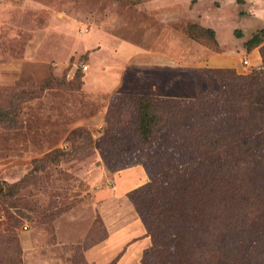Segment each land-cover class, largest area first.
I'll use <instances>...</instances> for the list:
<instances>
[{
  "label": "rangeland",
  "instance_id": "1",
  "mask_svg": "<svg viewBox=\"0 0 264 264\" xmlns=\"http://www.w3.org/2000/svg\"><path fill=\"white\" fill-rule=\"evenodd\" d=\"M195 1L0 0V264H117L126 249L125 264H264V6L261 25L246 0L217 18L233 50L189 18ZM166 23L241 66L180 72L172 87L189 90L172 97L190 111L143 144L133 95L97 82L111 45L150 46ZM204 189L227 195L213 219Z\"/></svg>",
  "mask_w": 264,
  "mask_h": 264
},
{
  "label": "crops",
  "instance_id": "2",
  "mask_svg": "<svg viewBox=\"0 0 264 264\" xmlns=\"http://www.w3.org/2000/svg\"><path fill=\"white\" fill-rule=\"evenodd\" d=\"M219 1H221V6H216L214 0H196L192 8L188 9L189 18L192 16L198 19L197 21H199L200 25L214 31V38L220 46L226 44L228 49L231 47L235 50V46L231 45L232 42L230 44L226 42L227 39H231L232 41V35L230 36L231 38L227 37V39L223 35L230 29V25H222L218 19L229 15L234 18V13H232L233 7H239L238 0H234V2L231 0L233 4L230 3V0ZM224 1L230 3L231 7L230 5L224 6ZM243 5L245 9L250 11L249 15L245 14V16L251 18L249 24L251 25L257 22L255 25H261V21H263L260 19L263 13L261 11V5L264 6V0H246V3ZM202 6L203 8H201ZM202 11L205 14L201 13ZM175 14L178 16L181 15L179 11L171 9L164 11L163 17H173V15L176 16ZM201 14L202 17L200 20L199 15ZM167 25V23L162 25L161 28L163 29H161L160 33L154 37L155 39L150 40V46L138 45L136 42L125 39H119L115 44L111 45L107 51H109V55H112L116 59V63L99 74L100 76L97 82L99 88L105 87V91L107 88H110L117 92V94H123L121 91L124 90L128 92V95L133 96H158L167 98L172 97V95H177V92L179 95L181 92L189 90L179 85H174L175 90L173 91L175 92L171 91L174 88L172 87V81L179 80L181 76L180 72L183 70L186 72L187 69H219L224 67L238 69V66H241V60L237 61L232 54H227L224 51H211L209 47L192 38L188 39V42H185L184 45L178 44V41L181 40V35L177 30L169 28ZM218 25L220 26L219 28L217 27ZM106 39L110 41V37H106ZM103 51L105 52L106 50ZM237 53L241 54V52ZM140 56H145L146 59L143 60L145 62H139L140 64L138 65L134 64V58L139 59L138 57ZM130 65L131 68L128 67ZM179 87L181 89L183 88V90L180 91ZM140 240L142 243L147 241L146 238ZM135 243L136 245L140 244L139 241ZM140 247L143 248V246ZM94 249L100 253L101 246H95ZM122 249L123 246L121 245L120 251ZM126 253L120 256L117 264H125V261H127ZM98 257L100 258V255Z\"/></svg>",
  "mask_w": 264,
  "mask_h": 264
},
{
  "label": "trees",
  "instance_id": "3",
  "mask_svg": "<svg viewBox=\"0 0 264 264\" xmlns=\"http://www.w3.org/2000/svg\"><path fill=\"white\" fill-rule=\"evenodd\" d=\"M204 29V28H203ZM206 30H208L209 32H211L212 34H214V31H212L209 28H206ZM261 31L263 32L264 29L262 28ZM260 36L259 34H254L250 40L248 41L249 43H253V45H257L260 42ZM228 70L230 68H227ZM211 70H220V69H211ZM223 70V69H222ZM226 70V69H225ZM236 77H243L242 74H236ZM231 94H233L231 92ZM134 97V105L136 108V112L138 114V121H137V126H136V130L138 132V137L141 143L146 144L148 142V140H152V138H154V135L156 133V131L159 129L158 127L162 126L161 124L163 123V121L165 122L167 120V122L169 121H175V120H181L183 118H185V112L186 111H190L189 108L185 110H182V107L184 105V100H180V99H176L174 97H158V96H133ZM231 106L229 105H225L223 108L226 111H231L232 109H230ZM184 112V113H183ZM197 124H199V122H197ZM201 127V126H200ZM204 130L200 131L198 129V127L192 128L191 130H189L190 134H188L189 136V144L191 145V147H196V141L194 138H192L191 135H195V136H203L204 138L206 136H211V133L213 131V128L211 125H208V127L205 125H203ZM191 139H193V143H191ZM208 140V139H207ZM207 142V141H206ZM210 143V142H208ZM199 144V143H198ZM200 145V144H199ZM201 145H204L203 143ZM159 159V160H158ZM157 159V166H159L160 169L164 168V163L162 161L163 158H158ZM153 162H149L147 165V168L152 165ZM149 169V168H148ZM170 176V175H167ZM166 177V176H165ZM163 183L168 182L169 183V179L163 178ZM149 184H147L148 186L150 185V187L152 186L153 188L156 189V186H158V182L155 180V178L151 180V182H148ZM165 190H162V195H165V197L167 196H172L171 194V190L169 189V187H165ZM187 193L188 191L185 190ZM161 194V193H160ZM194 195H197V199H199L200 201L203 202L204 205H206V207H208V217L213 219V205L214 203H221L222 201L224 202L225 198L227 195H222V194H218L217 192H214L211 189H204L201 192H194L193 193V197ZM145 227L148 231H150V224L146 221L145 222ZM114 262H112L111 264H113Z\"/></svg>",
  "mask_w": 264,
  "mask_h": 264
},
{
  "label": "built area",
  "instance_id": "4",
  "mask_svg": "<svg viewBox=\"0 0 264 264\" xmlns=\"http://www.w3.org/2000/svg\"><path fill=\"white\" fill-rule=\"evenodd\" d=\"M243 62H244V63H248V60H247V59H244Z\"/></svg>",
  "mask_w": 264,
  "mask_h": 264
}]
</instances>
